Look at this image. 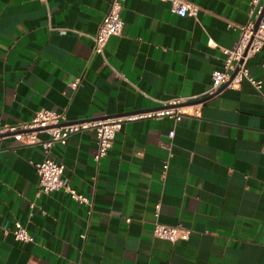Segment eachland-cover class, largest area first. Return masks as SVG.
I'll return each instance as SVG.
<instances>
[{
    "label": "crops",
    "instance_id": "crops-1",
    "mask_svg": "<svg viewBox=\"0 0 264 264\" xmlns=\"http://www.w3.org/2000/svg\"><path fill=\"white\" fill-rule=\"evenodd\" d=\"M189 1L196 16L177 14L170 0H124L122 31L99 53L93 37L110 0H0V126L41 107L69 121L175 98L200 107L122 122L98 162L91 128L54 145L64 181L91 205L63 189L38 191L42 147L0 137V264H264V46L246 63L259 90L243 79L208 92L212 70L223 68L220 47L239 34L228 23H246L251 0ZM15 221L32 241L4 232ZM156 221L191 233L157 237Z\"/></svg>",
    "mask_w": 264,
    "mask_h": 264
},
{
    "label": "built area",
    "instance_id": "built-area-1",
    "mask_svg": "<svg viewBox=\"0 0 264 264\" xmlns=\"http://www.w3.org/2000/svg\"><path fill=\"white\" fill-rule=\"evenodd\" d=\"M171 9L177 14L196 16L199 10L197 3L189 0H170ZM124 0H110L108 10L94 34L93 52L101 53L110 35L119 34L122 31L124 19L122 8ZM250 18L244 24L228 23L230 27L238 28L239 34L232 47L221 46L224 53L222 69H213L211 72V85L208 90L214 94L221 87H235L243 79H247L256 89H260L262 80L255 78L249 72L247 60L258 53L264 46V0H251ZM259 18L258 23L256 20ZM264 65V57L262 60ZM79 79H73L69 85L75 88ZM181 99L175 98L167 101L166 105L157 109L147 111L121 113L107 117L84 118L69 121L64 111H58L46 107L37 109L29 119L12 124L0 126V137L11 134L19 143H37L42 147L44 157L34 163L39 176L38 191L50 192L63 189L71 198L79 204L91 205L90 198L77 191L76 188L68 184L63 179L64 163L52 155V147L56 144L65 145L69 136L76 131L91 128L94 131L95 151L93 160L98 162L103 157L113 143L116 132L121 128L122 122L148 116L169 115L175 119H180L183 114H200V107L193 104L190 110L184 109ZM45 133L46 136H40ZM174 130L168 131V136H172ZM264 153V143L261 145ZM164 168L167 166L165 159L162 160ZM32 206L33 203H30ZM159 204L155 205V215L158 214ZM129 219V218H127ZM4 232H11L13 237L20 241H32L33 236L28 229L20 222L15 221L9 228L5 227ZM191 233V228L182 224H167L156 221L153 226V234L160 238L174 241L182 238L187 239Z\"/></svg>",
    "mask_w": 264,
    "mask_h": 264
},
{
    "label": "water",
    "instance_id": "water-1",
    "mask_svg": "<svg viewBox=\"0 0 264 264\" xmlns=\"http://www.w3.org/2000/svg\"><path fill=\"white\" fill-rule=\"evenodd\" d=\"M259 18L256 20V23H258ZM222 88V87H221Z\"/></svg>",
    "mask_w": 264,
    "mask_h": 264
}]
</instances>
